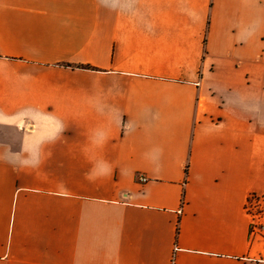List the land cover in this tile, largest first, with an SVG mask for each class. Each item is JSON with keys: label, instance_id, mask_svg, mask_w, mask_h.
<instances>
[{"label": "crops", "instance_id": "crops-1", "mask_svg": "<svg viewBox=\"0 0 264 264\" xmlns=\"http://www.w3.org/2000/svg\"><path fill=\"white\" fill-rule=\"evenodd\" d=\"M251 194L264 0H0V264H264Z\"/></svg>", "mask_w": 264, "mask_h": 264}, {"label": "built area", "instance_id": "built-area-1", "mask_svg": "<svg viewBox=\"0 0 264 264\" xmlns=\"http://www.w3.org/2000/svg\"><path fill=\"white\" fill-rule=\"evenodd\" d=\"M139 179L146 181L147 177L140 175ZM246 210L250 217L251 239L259 237L264 242V195L251 194L246 203Z\"/></svg>", "mask_w": 264, "mask_h": 264}, {"label": "trees", "instance_id": "trees-1", "mask_svg": "<svg viewBox=\"0 0 264 264\" xmlns=\"http://www.w3.org/2000/svg\"><path fill=\"white\" fill-rule=\"evenodd\" d=\"M79 67H83V68H91V66H89V65H79Z\"/></svg>", "mask_w": 264, "mask_h": 264}]
</instances>
